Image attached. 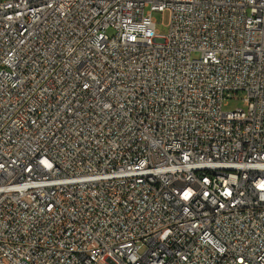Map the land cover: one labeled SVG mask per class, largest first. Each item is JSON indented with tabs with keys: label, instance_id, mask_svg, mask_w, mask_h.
Listing matches in <instances>:
<instances>
[{
	"label": "built area",
	"instance_id": "1",
	"mask_svg": "<svg viewBox=\"0 0 264 264\" xmlns=\"http://www.w3.org/2000/svg\"><path fill=\"white\" fill-rule=\"evenodd\" d=\"M0 264H264V0H0Z\"/></svg>",
	"mask_w": 264,
	"mask_h": 264
},
{
	"label": "rangeland",
	"instance_id": "2",
	"mask_svg": "<svg viewBox=\"0 0 264 264\" xmlns=\"http://www.w3.org/2000/svg\"><path fill=\"white\" fill-rule=\"evenodd\" d=\"M154 19L156 21V29L157 32L161 35H166L168 33L169 27V15L168 13L161 14V13H155ZM109 35H112V32H109ZM245 107L244 102L242 99L237 98L235 100H232L228 103V105L225 107V111L232 112L236 109H242Z\"/></svg>",
	"mask_w": 264,
	"mask_h": 264
}]
</instances>
